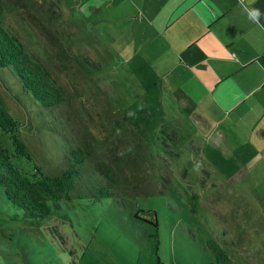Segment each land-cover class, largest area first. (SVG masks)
<instances>
[{"label": "rangeland", "instance_id": "374dc122", "mask_svg": "<svg viewBox=\"0 0 264 264\" xmlns=\"http://www.w3.org/2000/svg\"><path fill=\"white\" fill-rule=\"evenodd\" d=\"M21 1L61 54L12 0H0L2 24L61 87L63 102L44 108L0 67V100L30 157L12 162L58 176L70 147L86 159L68 197L47 200L44 219H20L0 189V264H264V175L240 174L237 158L230 165L216 153L164 92L153 55L87 15L85 0ZM0 143L13 153L8 134ZM105 171L114 183L96 199Z\"/></svg>", "mask_w": 264, "mask_h": 264}, {"label": "crops", "instance_id": "0c3cea01", "mask_svg": "<svg viewBox=\"0 0 264 264\" xmlns=\"http://www.w3.org/2000/svg\"><path fill=\"white\" fill-rule=\"evenodd\" d=\"M85 1L87 15L153 55L147 61L164 92L216 153L230 165L237 158L240 174L264 175V27L247 18L241 0ZM253 6L264 11V0Z\"/></svg>", "mask_w": 264, "mask_h": 264}, {"label": "trees", "instance_id": "16d2710c", "mask_svg": "<svg viewBox=\"0 0 264 264\" xmlns=\"http://www.w3.org/2000/svg\"><path fill=\"white\" fill-rule=\"evenodd\" d=\"M12 1L20 7L23 5L21 0ZM23 9L26 20L38 36L50 42L47 44L49 48L57 49L61 54L58 39L40 20ZM2 19L0 6V67L8 68L20 88L44 108H52L62 103L61 87L37 58L27 51L22 41L3 26ZM15 125L0 100V132L8 134L13 147V153L10 155L0 143V189L6 203L18 210L17 216L20 219H44L50 214L48 199L57 202L68 197V191L72 189L79 176V167L86 159V151L78 146L70 147L67 153L68 166L58 176L44 174L35 165H32L33 171L30 174L23 173L11 159L16 157L30 161L24 145L15 135ZM96 168L99 172L100 169ZM101 175L106 185L97 186L96 194L93 195L96 199L110 195V185L114 183L108 171L102 172ZM153 224L156 225V221Z\"/></svg>", "mask_w": 264, "mask_h": 264}, {"label": "clouds", "instance_id": "9594fccd", "mask_svg": "<svg viewBox=\"0 0 264 264\" xmlns=\"http://www.w3.org/2000/svg\"><path fill=\"white\" fill-rule=\"evenodd\" d=\"M256 0H241V5L243 6L244 11L247 13V18L253 23L264 27V11L254 7Z\"/></svg>", "mask_w": 264, "mask_h": 264}]
</instances>
